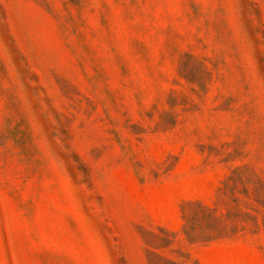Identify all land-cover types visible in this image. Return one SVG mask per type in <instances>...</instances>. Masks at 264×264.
<instances>
[{
    "label": "rangeland",
    "instance_id": "rangeland-1",
    "mask_svg": "<svg viewBox=\"0 0 264 264\" xmlns=\"http://www.w3.org/2000/svg\"><path fill=\"white\" fill-rule=\"evenodd\" d=\"M0 264H264V0H0Z\"/></svg>",
    "mask_w": 264,
    "mask_h": 264
}]
</instances>
